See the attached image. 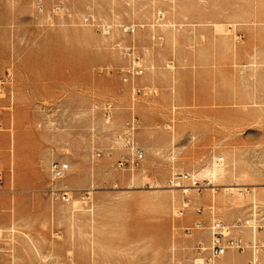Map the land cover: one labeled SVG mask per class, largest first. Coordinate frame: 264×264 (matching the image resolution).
Returning <instances> with one entry per match:
<instances>
[{"label":"rangeland","instance_id":"1","mask_svg":"<svg viewBox=\"0 0 264 264\" xmlns=\"http://www.w3.org/2000/svg\"><path fill=\"white\" fill-rule=\"evenodd\" d=\"M133 116L138 168L116 142ZM53 160L69 164L54 184ZM255 203L264 0H0V264H192L212 219Z\"/></svg>","mask_w":264,"mask_h":264},{"label":"built area","instance_id":"2","mask_svg":"<svg viewBox=\"0 0 264 264\" xmlns=\"http://www.w3.org/2000/svg\"><path fill=\"white\" fill-rule=\"evenodd\" d=\"M157 15L162 17V12L158 11ZM127 31H134V26L129 25ZM242 35L237 34L240 38ZM159 37L158 40H162ZM138 59V58H137ZM133 75H140L143 73V68L140 65H135L129 70ZM103 115L107 121H110L112 116V104L110 100H105L102 104ZM137 129L135 116L129 118L123 127V130L116 136V142L120 143L128 153L127 159L120 161L119 165H128L129 168H138L144 158V151L139 145L135 131ZM69 169V164L61 160H53L49 165L51 175V182L61 180ZM187 176L178 174L172 178V182L180 184L182 179ZM52 196L60 199L61 201L68 202L71 198L70 192L65 188L50 187ZM200 211V208H198ZM183 210L178 211L181 215ZM197 226L204 227L203 222H197ZM209 230L208 244L198 242L196 245V256L192 264H218L217 260L226 255L230 251H243L249 248L251 251V258L245 264H264L263 249L264 244L256 232L264 228V206L261 203L253 204V210L248 218L236 220L233 224H226L222 220L214 218L207 226ZM250 228L252 236L250 239L245 238L241 233L242 229Z\"/></svg>","mask_w":264,"mask_h":264},{"label":"bare ground","instance_id":"3","mask_svg":"<svg viewBox=\"0 0 264 264\" xmlns=\"http://www.w3.org/2000/svg\"><path fill=\"white\" fill-rule=\"evenodd\" d=\"M222 165L223 164H221L220 161L215 160L214 161V165L212 167L205 168L204 170H202L200 172V174L207 176L208 179H212V180L214 179L215 180V179H217V178H219V177H221L222 175L225 174V168ZM195 175L196 174H193V177ZM231 185L234 186L235 184H231ZM236 185H238V184H236ZM231 189L239 191V188H237V187H231ZM187 190H189V189L188 188H184V191H187ZM218 264H231V263L223 262V263H218Z\"/></svg>","mask_w":264,"mask_h":264},{"label":"crops","instance_id":"4","mask_svg":"<svg viewBox=\"0 0 264 264\" xmlns=\"http://www.w3.org/2000/svg\"><path fill=\"white\" fill-rule=\"evenodd\" d=\"M243 235V234H242ZM244 236V235H243ZM261 237H264L263 235H261ZM234 251H230L227 254H229V256L227 258H224L226 255H224L223 257L221 256L218 260L217 263H230V262H235L237 264H242L245 260V257L240 256L238 254L232 253Z\"/></svg>","mask_w":264,"mask_h":264}]
</instances>
